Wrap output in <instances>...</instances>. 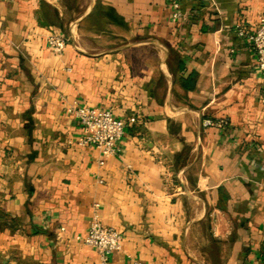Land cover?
Here are the masks:
<instances>
[{
    "label": "crops",
    "instance_id": "crops-1",
    "mask_svg": "<svg viewBox=\"0 0 264 264\" xmlns=\"http://www.w3.org/2000/svg\"><path fill=\"white\" fill-rule=\"evenodd\" d=\"M178 1L0 0V264H102L96 214L109 264H264V0ZM75 102L125 121L105 164Z\"/></svg>",
    "mask_w": 264,
    "mask_h": 264
},
{
    "label": "built area",
    "instance_id": "built-area-1",
    "mask_svg": "<svg viewBox=\"0 0 264 264\" xmlns=\"http://www.w3.org/2000/svg\"><path fill=\"white\" fill-rule=\"evenodd\" d=\"M172 17L175 21L186 22L188 14L182 9L178 0L171 2ZM238 34L246 36L256 50L257 66L264 73V13L260 16L258 28L252 33H248L244 25L237 26ZM48 43L51 49L61 54L67 47V40L64 35L51 33L48 35ZM264 102V95L262 96ZM67 112L74 116L81 124L83 133L78 139V144L82 146L93 145L101 152V164H105V159L114 156L121 151L120 141L125 133V121L117 118L111 109H102L89 105H82L78 102L67 107ZM226 120H206L205 125L223 126ZM64 230V228H62ZM84 243L94 247L101 258L102 264H109L111 255L121 249L120 233L113 226L103 224L96 214L90 223L89 230L84 237ZM135 264H151L138 260Z\"/></svg>",
    "mask_w": 264,
    "mask_h": 264
}]
</instances>
